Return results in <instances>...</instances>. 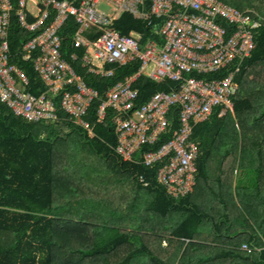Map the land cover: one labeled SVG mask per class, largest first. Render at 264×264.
Returning a JSON list of instances; mask_svg holds the SVG:
<instances>
[{"label":"trees","instance_id":"trees-1","mask_svg":"<svg viewBox=\"0 0 264 264\" xmlns=\"http://www.w3.org/2000/svg\"><path fill=\"white\" fill-rule=\"evenodd\" d=\"M224 1L244 5L243 0ZM261 13L264 15V11ZM260 21L256 46L237 75L235 115L229 112L218 118L214 114L210 121L195 125L194 134L200 139L192 189L195 192L171 196L156 181V167L123 160L113 148L117 135L112 112L109 110L103 122L96 120L98 100L92 102L84 116L93 135L63 109H59L60 119L55 123L28 121L0 100V264H264V194L247 199L249 190L239 188L241 201L234 210L225 197L229 193L225 184L237 168L236 163L250 173L249 184L264 191V17ZM65 24L60 28L61 34L78 27L72 17ZM114 26L122 33L140 30L142 43L154 29L129 12ZM36 33L29 32L16 16L12 17L11 52H17L23 41ZM67 44L63 47L64 56L88 85L101 94L140 68V59H134L115 64L113 75L102 76L83 65L84 47L72 44L71 36ZM72 52L77 54L76 59L70 57ZM17 62L28 75L33 93L46 90L32 59ZM133 85L140 89L142 102L155 89L170 90L174 81L160 83L141 75ZM252 128L256 130L250 136ZM161 143L142 148L156 149ZM85 150L90 152L82 154ZM211 153H220L222 160L219 174L212 180L208 175ZM85 155L88 159H79ZM228 160L230 163L225 164ZM109 168L115 175L125 172L122 174L135 180L125 200L126 217L119 214L123 205L116 204V186L108 187L112 178ZM137 172L150 175L151 184L144 186L135 179ZM240 179H244L242 175ZM214 184L219 187L210 192ZM91 190L97 194L91 196ZM206 190L204 196L199 193ZM152 192L155 197L147 203ZM216 196L223 199L225 206L220 218L212 221L209 215L215 213L211 197ZM256 210L260 217L255 215ZM206 219L220 236L225 234L224 238L215 237L214 231L201 233L199 227L206 225ZM166 233L173 236L168 244L178 245L177 249L167 245L161 251L159 244Z\"/></svg>","mask_w":264,"mask_h":264},{"label":"built area","instance_id":"built-area-1","mask_svg":"<svg viewBox=\"0 0 264 264\" xmlns=\"http://www.w3.org/2000/svg\"><path fill=\"white\" fill-rule=\"evenodd\" d=\"M101 2L152 24L161 41L150 38L142 44L140 34L121 33L112 27L114 12L102 9ZM33 4L40 14L29 21L28 5ZM13 13L25 28L41 29L15 53L9 39ZM51 13L53 19L44 24ZM70 17L78 27L72 35L61 34ZM261 18L254 10L224 0H17V6L0 0V100L28 121L55 123L63 109L91 135L93 128L84 116L98 100L96 120L103 122L112 112L117 135L113 148L123 160L156 167V181L168 194L184 195L196 181L200 141L194 126L216 108L221 113L233 110L237 75L256 46ZM93 26L101 33L91 39L85 31ZM70 36L72 44L85 48L83 65L90 71L111 76L114 68L107 64L140 59L139 71L99 93L64 57ZM17 59H32L46 90H30V79ZM140 75L174 85L170 90L155 89L141 102L140 89L133 85ZM158 143L156 149L142 148ZM136 179L144 186L151 184L144 173H137Z\"/></svg>","mask_w":264,"mask_h":264},{"label":"crops","instance_id":"crops-1","mask_svg":"<svg viewBox=\"0 0 264 264\" xmlns=\"http://www.w3.org/2000/svg\"><path fill=\"white\" fill-rule=\"evenodd\" d=\"M102 3V2H101ZM107 4V3H106ZM14 5H16L17 6V0H16V3H14ZM39 6L38 5H36V4H33V5H28V10H27V12H28V14H27V20H29V21H34L35 19H36V17L40 14V10H39V8H38ZM110 7V10L109 11H107V12H111V11H113L114 12V19H113V22H112V27H114L115 29H117L115 26H114V22L116 21V20H119V18L126 12V11H115V10H113L112 9V7L111 6H109ZM148 7V6H147ZM106 11V10H105ZM133 15V14H132ZM14 16H16L17 17V15H15L14 13L12 14V17H14ZM134 16V15H133ZM53 17H54V15H53V13H51L50 14V17L49 18H47L46 20H45V23L44 24H47V23H49L52 19H53ZM134 18H137V17H135L134 16ZM73 19V18H72ZM137 19H139V18H137ZM17 21H18V18H17ZM19 22V21H18ZM19 24H20V22H19ZM21 25V24H20ZM64 25H67V24H64ZM22 26V25H21ZM22 27H24V26H22ZM25 28V27H24ZM26 30H28L29 32H32L31 30H29V29H27V28H25ZM41 29H37L36 30V32H39ZM117 30H119V29H117ZM120 31V30H119ZM33 32H35V31H33ZM75 32V30L74 31H72V30H68L67 29V31H65V33L66 34H64V35H72L73 33ZM121 32V31H120ZM91 33H96V34H93V36H91ZM101 32H100V30L98 29V28H96V27H91V28H88L86 31H85V35L88 37V38H91V39H94V38H96L97 36H99V34H100ZM122 33V32H121ZM129 33H135V34H140L141 35V39H142V32L140 31V30H136V29H131L130 30V32ZM124 34H128V33H124ZM152 34V33H151ZM150 34V35H151ZM149 35V37H147V39H146V41L148 40V39H150V38H154V39H156L158 42H160L161 41V39H160V37H159V35H158V33H156L155 32V30L153 29V34L150 36ZM146 41L145 42H141L142 44H145L146 43ZM64 54V53H63ZM73 54H75L76 56H77V54L75 53V52H72L71 53V58L72 59H76L74 56H73ZM65 58H66V56H64ZM67 60L69 61V59L67 58ZM114 66H115V64H111V66L110 67H113L114 68ZM245 66H243V68H244ZM115 70V69H114ZM139 71V69L136 71V72H138ZM91 72H93V71H91ZM78 73V72H77ZM95 73V72H94ZM135 73V72H134ZM133 74V73H132ZM131 74V75H132ZM141 76V75H140ZM139 76V77H140ZM145 76V75H144ZM138 77V78H139ZM145 77H147V76H145ZM137 78V79H138ZM148 78V77H147ZM161 83V82H160ZM234 110H235V108H233V110H230V109H228V110H226L224 113H221V108H216L215 110H214V112H213V114L208 118V119H206V120H204V121H210L211 119H212V117H213V115L214 114H216L217 115V117L218 118H222V117H225L229 112L230 113H232L233 115H235L234 113ZM74 121V120H73ZM204 121H201V122H198V123H203ZM75 122V121H74ZM237 122V121H236ZM197 124V123H196ZM195 124V125H196ZM79 125H81V124H79ZM81 126H83V125H81ZM91 126V125H90ZM84 127V126H83ZM86 128V127H85ZM194 128H195V126H194ZM88 129V128H87ZM89 131V130H88ZM93 134H94V131H93ZM89 135H91L90 134V132H89ZM194 136L195 137H197L195 134H194ZM199 141H200V139H199ZM240 150V149H239ZM238 150V151H239ZM82 152V154H83V152L84 151H81ZM90 152V150H88V151H86V153L88 154ZM216 152V151H215ZM216 154L217 153H211L210 154V157H212L211 159L212 160H214V159H216L217 158V161L216 162H222V160L221 159H219L220 158V156L219 155H221L220 153L219 154H217V156H216ZM84 157H87V159H88V157L89 156H82V157H80L79 159H83ZM230 160L232 159V158H229ZM135 163H137V162H135ZM226 163H230V161L228 160V162H225V164ZM137 164H141V163H137ZM209 164L211 165V162H209ZM237 164L238 163H236V173L235 174H237V173H239L240 175H242L246 170L245 169H243V168H239L238 166H237ZM210 168V167H209ZM211 169V168H210ZM108 171H109V173H111V174H113V172L110 170V168L108 169ZM240 171V172H239ZM122 173H125V172H122ZM122 173H120V174H118V175H116L117 177H113V178H111V181H110V183H109V185H108V187L109 186H111V185H114V186H116V189H117V192L115 193V197L117 198V202H116V204H120V203H122V205H123V207L122 208H120L119 209V214H120V216H123V217H126V215H127V210H128V207L125 205V200H126V197H128V189H129V187H130V185L131 184H133V182L132 181H130V180H133V179H131V178H129L128 176H127V174H122ZM138 173V172H137ZM136 173V174H137ZM139 173H144V172H139ZM115 174V173H114ZM136 174H134V177H135V179H136ZM144 174H146V173H144ZM147 175V174H146ZM208 175H210L211 177H214L211 173H208ZM147 176H150V175H147ZM217 177V176H216ZM215 178V177H214ZM244 178V177H243ZM130 179V180H129ZM210 180H212V178H210ZM233 180V179H232ZM232 180H227V183L225 184L226 185V188H232L231 189V191H232V193L230 192V193H227L226 195H225V197H226V199L229 201V202H231L232 204H236V203H240V201H241V197H239L240 195H238V191H239V188H246L247 190H249V191H247V193H246V198L248 199V198H251V197H253L254 196V194H256L257 196L258 195H261V194H264V191H263V189L261 190L260 189V191L258 192V191H254L253 193L251 192V190H250V184H249V182L247 181V180H245V179H240L239 177H236V179L234 178V182H235V184H234V182H232ZM209 185H211V183L209 182L208 183ZM240 184H243V187H241L240 186ZM136 185V184H135ZM252 186H255L254 184H252L251 185V187ZM217 187H219L218 186V184H214V187H212V189H210V192H211V190H213V189H216ZM261 187V186H260ZM262 187H264V186H262ZM193 189H194V187H193ZM218 190V189H217ZM193 191V190H192ZM196 190H194L193 192H195ZM227 191V190H226ZM133 192H135V191H133ZM208 192H209V190H208ZM200 194H203V196L205 195V194H207V190L205 191V192H199ZM260 193V194H259ZM97 194V192H95V191H92L91 190V196L92 195H96ZM135 194V193H134ZM155 193L154 192H152L151 194H150V197L148 198V202L147 203H150V201H153V199H154V197H155V195H154ZM212 196V195H211ZM211 200H214V202H213V205H212V209H214V213H215V216H212V215H209L210 216V219H212V221H214V219H216V220H218L219 218H220V215H219V213H220V211H222L224 208H223V206H225L224 205V203H223V199L222 198H220V197H215V199H214V197L212 198L211 197ZM231 200H233V202L231 201ZM218 203H220L222 206H221V208H219L218 209V211H217V204ZM215 204V205H214ZM143 206V205H142ZM214 206V207H213ZM110 207V206H109ZM136 212H138L137 211V209H135V213ZM255 215L257 216V217H260V214L257 212V210L255 211ZM206 221H207V223H206V225L205 226H200L199 228H201L200 229V231H201V233L203 234L204 233V231L206 230V232H212V231H214V232H216L215 233V235L217 236V234H218V229H216V227L215 226H213L211 223H210V220L209 219H206ZM220 221H222V219L220 220ZM214 224H215V222H214ZM217 230V231H216ZM144 232L146 231V230H143ZM220 234V233H219ZM172 235H171V233H166V235H165V238L163 239V241L159 244V247H161V251H164V249H165V247L168 245V246H171V245H173V246H175V248L177 249V247H178V245H175V244H168L169 242H167L166 240H167V238L168 237H171ZM209 236H211V235H209ZM167 237V238H166ZM173 237V236H172ZM185 246V245H184ZM183 246V247H184ZM158 248V247H157ZM166 251V250H165Z\"/></svg>","mask_w":264,"mask_h":264},{"label":"rangeland","instance_id":"rangeland-1","mask_svg":"<svg viewBox=\"0 0 264 264\" xmlns=\"http://www.w3.org/2000/svg\"><path fill=\"white\" fill-rule=\"evenodd\" d=\"M249 1L248 0H243L242 1V4H244L243 6L241 5V6H237V7H239L240 9H246V8H248V9H251V10H254L255 12H257L258 14H262L261 13V11H264V0H254L253 2H250V3H248ZM252 3V4H251ZM100 7L102 8V9H104V10H106V11H109L110 10V7H109V5L108 4H106L105 2H102V3H100ZM261 16H263L264 17V15L262 14ZM250 79H252V76L250 75V77H249ZM259 87V86H258ZM257 87V88H258ZM65 130L66 131H69V128L68 127H66L65 128ZM251 130H253V131H250V136L252 135V132H254V130H256V128H252ZM261 142H262V139H261ZM87 150H85L84 152H86ZM200 152V151H199ZM86 154V153H85ZM212 162H211V165H210V170H208V173H211L214 177H216V176H218V174H219V162H216L217 161V158L216 159H214V160H211ZM197 172V171H196ZM240 172V171H239ZM109 173V172H108ZM236 173V169H234L233 170V172H232V175H231V178H229V180H234V178L236 179V177H241V175L239 174V173H237V174H235ZM111 176H112V178L113 177H117L115 174H111V173H109ZM249 175H250V173L248 172V171H245L243 174H242V176L244 177V179L245 180H247V181H250L251 180V178L249 177ZM253 176H254V174H252ZM251 176V175H250ZM213 177V178H214ZM210 178H212L211 176H210ZM226 178V177H225ZM232 180V182H234ZM135 180L133 179V181L132 182H134ZM234 184H235V182H234ZM240 186L241 187H243V184H240ZM244 189V188H243ZM250 189L253 191H258L259 192V189L258 188H256L255 186H252L251 187V185H250ZM226 190H227V192H229V189L228 188H226ZM230 193V192H229ZM258 197H260V195H258ZM232 202H233V200H231ZM240 203H236V204H232L231 202H229V208H232L231 210H234V208H236V205H239ZM215 205V204H214ZM221 204L220 203H218L217 204V209L218 208H221ZM215 209V208H214ZM241 212V211H240ZM242 213V212H241ZM204 223H207V221H204ZM222 230H227V227H222ZM217 236H219V238L221 239V238H224V236H225V234L223 235V236H220V234L218 233L217 234ZM217 236H215V237H217ZM167 238V237H166ZM167 242H169L170 241V237H168L167 238V240H166Z\"/></svg>","mask_w":264,"mask_h":264},{"label":"clouds","instance_id":"clouds-1","mask_svg":"<svg viewBox=\"0 0 264 264\" xmlns=\"http://www.w3.org/2000/svg\"><path fill=\"white\" fill-rule=\"evenodd\" d=\"M199 155H200V153H199Z\"/></svg>","mask_w":264,"mask_h":264}]
</instances>
